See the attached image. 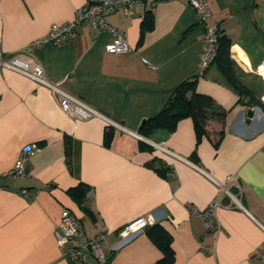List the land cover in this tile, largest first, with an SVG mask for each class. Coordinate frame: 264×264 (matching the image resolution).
I'll return each instance as SVG.
<instances>
[{
  "label": "crops",
  "instance_id": "1",
  "mask_svg": "<svg viewBox=\"0 0 264 264\" xmlns=\"http://www.w3.org/2000/svg\"><path fill=\"white\" fill-rule=\"evenodd\" d=\"M84 3L0 0V51L8 56L24 49L52 24L70 21ZM208 3V24L230 41V73L218 55L198 74L204 29L190 0H135L132 15L109 14L108 22L124 31L130 46L125 53L106 52L109 34L84 25L65 42L34 49L47 81L122 128L99 116L70 118L50 87L0 68V264H79L54 240L63 208L77 218L80 241L105 234V264H155L161 258L144 229L111 249L120 228L147 215L171 236L174 258L168 264H264L255 256L264 248V0ZM188 79H195L196 91L211 98L223 120L207 121L200 134L190 116L173 130L140 134L141 124ZM249 108L254 115L247 121ZM26 144L35 145L25 159L27 174L2 176L24 156ZM79 184L87 187L82 201L72 192ZM22 188L33 192L23 195ZM215 198L220 228L209 230L188 209H204ZM86 262L96 264L91 254Z\"/></svg>",
  "mask_w": 264,
  "mask_h": 264
},
{
  "label": "built area",
  "instance_id": "2",
  "mask_svg": "<svg viewBox=\"0 0 264 264\" xmlns=\"http://www.w3.org/2000/svg\"><path fill=\"white\" fill-rule=\"evenodd\" d=\"M134 4L135 0H85V3L75 10L74 17L70 21L63 24H52L46 36L34 40L24 49L8 56H4L0 51V68L12 69L50 87L56 97L59 107L70 118L86 119L99 116L104 118L108 125L122 128L117 122L103 116L88 103L62 89L59 85L47 81L41 66L33 57V51L43 44L50 43L57 45L69 40L76 34L77 27L84 25L94 29L104 30L109 34L110 41L104 46L106 52L125 53L130 50V46L125 38L124 31L109 23L107 16L115 11H121L125 16L132 15L134 12ZM190 4L196 12L197 21L204 29L203 47L198 60V74L202 75L217 56L220 32L216 26L210 25L207 22V18L210 15L208 0H190ZM260 100L264 104V94ZM131 133L142 138L135 132ZM152 146L164 153L185 160L160 144L152 143ZM34 148L35 145L33 144L24 145L22 148L24 156L17 158L12 167L1 175L13 177L25 176L27 174L25 159L33 152ZM229 180L235 181V178L230 176ZM32 192V189L27 188H22L20 190V193L23 195H28ZM226 193L233 201L238 203L234 194L227 190ZM219 205H221V203L215 198L204 209L191 206L188 210L190 214L200 217L207 229L218 230L220 224L216 218L215 211ZM155 222L156 220L153 215H147L140 216L127 223L118 230L119 241L111 246V249H115L120 243L130 239L141 232L145 227ZM53 235L56 245L62 249L63 254L77 259L79 264H87V254L93 256L96 264H105L107 256L101 249V244L105 240V234L100 233L84 241H80V230L77 218L69 209L63 208L61 210L60 218L54 226ZM255 256L264 260V248L259 249Z\"/></svg>",
  "mask_w": 264,
  "mask_h": 264
},
{
  "label": "trees",
  "instance_id": "3",
  "mask_svg": "<svg viewBox=\"0 0 264 264\" xmlns=\"http://www.w3.org/2000/svg\"><path fill=\"white\" fill-rule=\"evenodd\" d=\"M147 21L151 23L152 15L147 14ZM230 41L224 36L218 39L217 56L221 55L223 60L227 63L223 65L224 71L230 73V66L228 63ZM264 107V104L261 103ZM190 116L193 119L196 132L198 134L205 131V126L209 120L222 121L224 113L218 111L212 105V100L208 95L198 93L195 89V79H188L180 83L173 93L168 98L163 109L153 117L145 120L139 127L138 131L143 136H148L156 128H166L173 130L177 121L182 117ZM111 127H109L106 133V140L111 133ZM73 189V196L76 200L82 201L85 196L87 187L83 184H79ZM150 238L160 249L162 256L156 261L155 264H168L174 258V252L171 247L170 234L156 222L144 228Z\"/></svg>",
  "mask_w": 264,
  "mask_h": 264
},
{
  "label": "water",
  "instance_id": "4",
  "mask_svg": "<svg viewBox=\"0 0 264 264\" xmlns=\"http://www.w3.org/2000/svg\"><path fill=\"white\" fill-rule=\"evenodd\" d=\"M248 103H250V101H248ZM254 115V112L251 108H249L247 111H246V117H247V121H250L251 117Z\"/></svg>",
  "mask_w": 264,
  "mask_h": 264
}]
</instances>
